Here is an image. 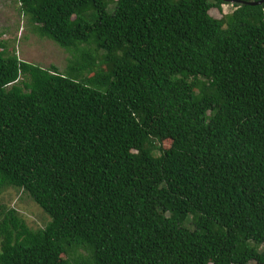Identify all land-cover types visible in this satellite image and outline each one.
Masks as SVG:
<instances>
[{
	"label": "trees",
	"instance_id": "16d2710c",
	"mask_svg": "<svg viewBox=\"0 0 264 264\" xmlns=\"http://www.w3.org/2000/svg\"><path fill=\"white\" fill-rule=\"evenodd\" d=\"M17 3L76 59L0 45V264H264V0Z\"/></svg>",
	"mask_w": 264,
	"mask_h": 264
},
{
	"label": "rangeland",
	"instance_id": "374dc122",
	"mask_svg": "<svg viewBox=\"0 0 264 264\" xmlns=\"http://www.w3.org/2000/svg\"><path fill=\"white\" fill-rule=\"evenodd\" d=\"M233 9L231 6L222 5L219 10L211 9L209 15L220 19L231 13ZM0 45L14 50L21 61L45 69L54 67L61 74L69 68L70 62L76 59L73 51L64 50L49 39L40 37L36 33V26L19 12L17 0H0ZM77 49L76 52L79 53L81 50H92V46L81 45ZM169 145V142H164L161 147L166 149ZM0 206L14 209L25 224L33 230L43 229L49 221V217L28 194L19 189H5L0 194ZM263 248L260 246L258 249Z\"/></svg>",
	"mask_w": 264,
	"mask_h": 264
},
{
	"label": "water",
	"instance_id": "95a60500",
	"mask_svg": "<svg viewBox=\"0 0 264 264\" xmlns=\"http://www.w3.org/2000/svg\"><path fill=\"white\" fill-rule=\"evenodd\" d=\"M261 2H259V3H256V4H260Z\"/></svg>",
	"mask_w": 264,
	"mask_h": 264
}]
</instances>
